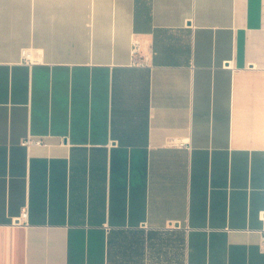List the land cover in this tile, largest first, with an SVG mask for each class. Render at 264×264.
I'll list each match as a JSON object with an SVG mask.
<instances>
[{
	"label": "crops",
	"instance_id": "crops-1",
	"mask_svg": "<svg viewBox=\"0 0 264 264\" xmlns=\"http://www.w3.org/2000/svg\"><path fill=\"white\" fill-rule=\"evenodd\" d=\"M263 231L264 0H0V264H264Z\"/></svg>",
	"mask_w": 264,
	"mask_h": 264
},
{
	"label": "built area",
	"instance_id": "built-area-1",
	"mask_svg": "<svg viewBox=\"0 0 264 264\" xmlns=\"http://www.w3.org/2000/svg\"><path fill=\"white\" fill-rule=\"evenodd\" d=\"M23 56L25 57L26 61H32L30 59V53L24 49L23 50ZM131 65L135 66H150L151 63L147 56H145L142 52V46L141 41L137 38H134L131 45ZM22 143L24 145H31V144H42L44 143V140L41 137H33L32 135H29L28 137L24 138L22 140ZM184 144V143H182ZM28 215V210L24 209L20 218L18 219V222L26 221ZM262 239L264 241V231L262 234Z\"/></svg>",
	"mask_w": 264,
	"mask_h": 264
},
{
	"label": "rangeland",
	"instance_id": "rangeland-1",
	"mask_svg": "<svg viewBox=\"0 0 264 264\" xmlns=\"http://www.w3.org/2000/svg\"><path fill=\"white\" fill-rule=\"evenodd\" d=\"M125 234H122V236H124Z\"/></svg>",
	"mask_w": 264,
	"mask_h": 264
}]
</instances>
